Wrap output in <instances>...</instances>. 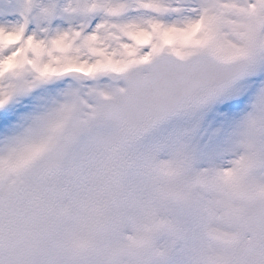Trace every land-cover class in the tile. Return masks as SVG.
<instances>
[{
  "label": "snow or ice",
  "instance_id": "1",
  "mask_svg": "<svg viewBox=\"0 0 264 264\" xmlns=\"http://www.w3.org/2000/svg\"><path fill=\"white\" fill-rule=\"evenodd\" d=\"M0 264H264V0H0Z\"/></svg>",
  "mask_w": 264,
  "mask_h": 264
}]
</instances>
